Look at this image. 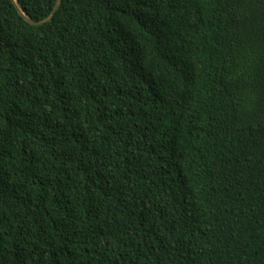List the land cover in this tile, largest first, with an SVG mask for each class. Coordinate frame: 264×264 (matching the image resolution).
Wrapping results in <instances>:
<instances>
[{"label":"trees","instance_id":"trees-1","mask_svg":"<svg viewBox=\"0 0 264 264\" xmlns=\"http://www.w3.org/2000/svg\"><path fill=\"white\" fill-rule=\"evenodd\" d=\"M16 1L0 264H264V0Z\"/></svg>","mask_w":264,"mask_h":264},{"label":"water","instance_id":"water-1","mask_svg":"<svg viewBox=\"0 0 264 264\" xmlns=\"http://www.w3.org/2000/svg\"><path fill=\"white\" fill-rule=\"evenodd\" d=\"M13 1H14L15 3H17L16 0H13ZM63 1H64V0H59V1H58V4H57V6H56V8H55V10H54V12H53V14H52V16H51L48 20H46V21H44V22H40V23H37V22L32 21L31 19H29L27 16H25V15L23 14V12L20 10L19 7H18V9H19V11L23 14V16L28 20V22H29L31 25H33V26H42V25H45L46 23H48V22H50V21L53 20V18H54L55 15L57 14V12L60 10Z\"/></svg>","mask_w":264,"mask_h":264}]
</instances>
